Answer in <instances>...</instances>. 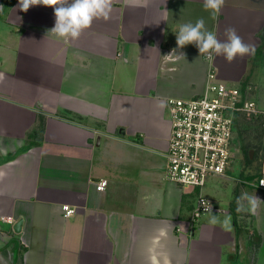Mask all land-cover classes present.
Listing matches in <instances>:
<instances>
[{"label":"crops","instance_id":"0c3cea01","mask_svg":"<svg viewBox=\"0 0 264 264\" xmlns=\"http://www.w3.org/2000/svg\"><path fill=\"white\" fill-rule=\"evenodd\" d=\"M203 4L113 0L107 21L65 42L49 32L52 7L0 0V264H264L254 215L233 205L259 189L240 181L228 210L193 221L199 190L167 177L168 99L202 95L212 68L247 89L264 55V0H225L215 20ZM201 18L220 41L234 28L250 54L209 62L179 48V27Z\"/></svg>","mask_w":264,"mask_h":264},{"label":"built area","instance_id":"2783aa9c","mask_svg":"<svg viewBox=\"0 0 264 264\" xmlns=\"http://www.w3.org/2000/svg\"><path fill=\"white\" fill-rule=\"evenodd\" d=\"M209 81L202 95L194 98L168 99L171 136L167 153V177L199 193L192 213L193 221L203 216L222 211L217 204L204 195L208 179L224 175L232 159V146L237 123L242 117L256 120L263 128L261 149L257 155L258 175L254 179H240L242 183L264 193V108L239 86H230L221 81L212 68ZM108 181L96 183V189L106 190ZM65 216L76 213L75 208L63 206ZM14 223L13 217H6Z\"/></svg>","mask_w":264,"mask_h":264},{"label":"clouds","instance_id":"9594fccd","mask_svg":"<svg viewBox=\"0 0 264 264\" xmlns=\"http://www.w3.org/2000/svg\"><path fill=\"white\" fill-rule=\"evenodd\" d=\"M225 0H204V9L210 11L213 20L218 18ZM22 11H27L30 7L43 5L52 7L55 15V25L49 31L62 38L65 42L77 40L81 34L90 28L95 20L103 19L107 21L113 10V0H19ZM226 40L220 41L212 31L205 30V22L201 18L194 24L187 23L179 27L176 34V43L179 48L188 44H195L200 55H205L211 62L216 56H223L228 62H232L237 57H244L250 54L252 46L246 44L237 34L234 28L225 30ZM175 50L171 54H173ZM169 54V55H171ZM183 56V54H180ZM184 57V56H183ZM164 102L160 101L158 107H163ZM264 186V181H261ZM261 203H264L256 194L241 192L236 198V212L256 215ZM210 223L215 225L220 223L213 215ZM222 227L231 231V216H226L222 221Z\"/></svg>","mask_w":264,"mask_h":264},{"label":"rangeland","instance_id":"374dc122","mask_svg":"<svg viewBox=\"0 0 264 264\" xmlns=\"http://www.w3.org/2000/svg\"><path fill=\"white\" fill-rule=\"evenodd\" d=\"M260 59V58H259ZM264 55L262 58L256 62V65L250 74L251 77L248 80V88L245 89L244 93H247L248 96L255 100L261 107L264 108ZM263 69V70H262ZM240 86L242 84H239ZM233 86V85H230ZM251 87V88H250ZM243 91V90H242ZM241 125L237 127L240 130L241 128H247V132L244 131L241 133L239 130L235 131L233 146H232V159L233 161L229 165V168L225 176L214 175L208 179L206 187L204 189V194L206 196L212 197L211 200L215 204H219V207H223L228 210V201L233 198L236 191V185H239L240 177H242V172L245 174L254 173L258 169L257 159L251 163H247L245 154L243 152V145L247 142L257 143V128L256 125L259 124L256 120H249L248 118L242 117L240 119ZM255 152V151H254ZM188 188V187H187ZM243 191L248 192L249 194H260L259 190H252L245 188ZM242 191V192H243ZM255 191V192H254ZM261 195V194H260ZM217 202V203H216ZM221 205V206H220ZM219 216V215H216ZM226 216H231L229 214H223L221 219H224ZM205 217V216H204ZM254 223L257 226L258 234H263L264 236V203H261L257 214L254 215ZM232 222V216H231ZM258 236L255 237V239Z\"/></svg>","mask_w":264,"mask_h":264},{"label":"trees","instance_id":"16d2710c","mask_svg":"<svg viewBox=\"0 0 264 264\" xmlns=\"http://www.w3.org/2000/svg\"><path fill=\"white\" fill-rule=\"evenodd\" d=\"M245 88H246V84H243V86H242V90H243V92H245V91H244ZM240 122H241V121L238 122V127L241 125ZM238 127H236V131L239 130ZM256 128H257V135H256V137H257V140H259V141H258L257 143L247 142L246 144L243 145V152H244V154H245V157H246L247 163H251V162H252V160L250 159V150H251V149H254V151H255V156H257L258 153H259V151H260V149H261L262 136H263V128H262L259 124L256 125ZM243 131L246 133V132H247V128L245 127V128H241V129L239 130V132H241V133H242ZM242 177H243L244 179H248V180H249V179H252L254 176L249 175V176L247 177V176H244V174H243ZM243 178H242V179H243ZM233 205H234V206L236 205V200L234 201Z\"/></svg>","mask_w":264,"mask_h":264},{"label":"water","instance_id":"95a60500","mask_svg":"<svg viewBox=\"0 0 264 264\" xmlns=\"http://www.w3.org/2000/svg\"><path fill=\"white\" fill-rule=\"evenodd\" d=\"M254 154V149L250 150V156L253 157ZM24 223V219L23 218H19L16 223L14 224V230L18 233H20L22 231V226Z\"/></svg>","mask_w":264,"mask_h":264}]
</instances>
